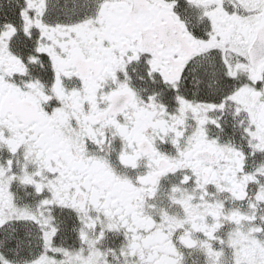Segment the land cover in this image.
Instances as JSON below:
<instances>
[{"label":"snow or ice","instance_id":"obj_1","mask_svg":"<svg viewBox=\"0 0 264 264\" xmlns=\"http://www.w3.org/2000/svg\"><path fill=\"white\" fill-rule=\"evenodd\" d=\"M0 264H264V0H0Z\"/></svg>","mask_w":264,"mask_h":264}]
</instances>
